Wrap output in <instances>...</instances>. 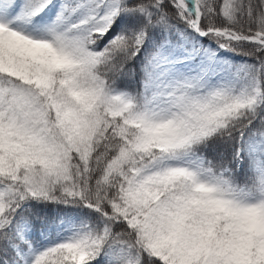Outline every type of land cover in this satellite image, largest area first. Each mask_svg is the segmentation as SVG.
I'll return each mask as SVG.
<instances>
[{
	"label": "snow or ice",
	"instance_id": "snow-or-ice-1",
	"mask_svg": "<svg viewBox=\"0 0 264 264\" xmlns=\"http://www.w3.org/2000/svg\"><path fill=\"white\" fill-rule=\"evenodd\" d=\"M0 264H264V0H0Z\"/></svg>",
	"mask_w": 264,
	"mask_h": 264
},
{
	"label": "trees",
	"instance_id": "trees-1",
	"mask_svg": "<svg viewBox=\"0 0 264 264\" xmlns=\"http://www.w3.org/2000/svg\"><path fill=\"white\" fill-rule=\"evenodd\" d=\"M240 55H241V58H243V59H247V57H244V56H243V53H242V52H241ZM126 79L131 80V77L129 76V77H127Z\"/></svg>",
	"mask_w": 264,
	"mask_h": 264
}]
</instances>
